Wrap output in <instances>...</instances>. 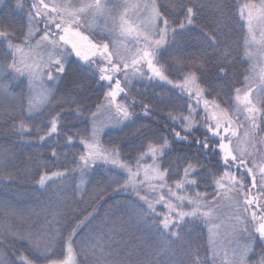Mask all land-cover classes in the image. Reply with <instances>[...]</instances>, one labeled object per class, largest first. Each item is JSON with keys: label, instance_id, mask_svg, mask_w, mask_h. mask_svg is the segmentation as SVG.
<instances>
[{"label": "snow or ice", "instance_id": "obj_1", "mask_svg": "<svg viewBox=\"0 0 264 264\" xmlns=\"http://www.w3.org/2000/svg\"><path fill=\"white\" fill-rule=\"evenodd\" d=\"M16 7H23L21 0H17ZM117 7L121 11L118 15H113V9ZM172 7L178 13L174 20L159 10L156 0H119L111 6L108 0H78V3H73L72 0H32L21 43L14 42L17 38L14 31H9L7 27L0 29V41L6 45L7 53L12 57L11 62L0 63V71H11L17 77L28 78V95L21 101L23 116L13 125V130L18 133L31 132L32 125L26 122L28 118L37 113L41 117L50 114L54 99L53 88L51 85L43 88L37 100L36 85L45 77L53 84L59 82L60 77L65 74L68 58L72 55L98 74L99 81L107 82L108 91L105 93L106 103L103 107L115 109V115L109 120V124L119 126L132 119L134 113L130 110L131 105L117 102V97L124 94L127 98L126 89L133 79L147 76L149 80L172 85L181 95L196 102L195 107L188 104L187 115L169 113V118L174 123H179L185 133L181 135V132L173 129L175 138L180 141L188 140L198 123L197 108L202 104L205 131L203 139L196 138L195 143L197 151L203 150L205 157H218L217 163L223 169L219 176L210 169L207 174L200 172V168L207 169L208 166L194 157H178V161L182 160L184 164L180 175H177L179 162L175 167H162L161 158L171 148L167 137H162L159 142L149 141L133 161L121 159L118 145L110 148L103 146L100 135L107 125L96 122V112L90 114V134L80 133L78 129L63 130L61 123L66 117L61 115L62 112L73 113L75 122L90 111L80 105L69 109L61 108L47 121V127L36 125L37 143L43 144L49 137H54V143L59 144L61 135L69 145L78 140L84 151L79 155L74 171L80 173L81 182L85 170L94 167L97 161L120 169L125 174L122 177L123 183L117 181L113 191H130L139 202L136 204L134 224L150 228L160 238L158 252L174 256L179 251L188 257L187 260H170L169 264H205L199 249L185 239V229L190 230L197 221L208 228L211 252L209 259L213 264H216L217 259L219 264H264V134L257 135L264 133V0H247L243 5H235L240 18L246 21L244 55L254 69L259 66L258 83L261 87L260 91H256L250 84H246L243 90L235 89L236 103L231 112L221 108L215 99L210 101L206 97L207 89L201 86L202 81L197 74L206 70L209 50L221 53L217 58L220 65L218 79H224L229 74L226 65L230 63L231 52L227 44L221 48L217 35L219 29L225 26L224 0H215L213 5L220 21L217 29H200L206 48L195 59L188 61L189 66L183 71L182 79L175 82L168 78L166 69L158 60L160 50L175 42L179 35L184 34V30H191L196 26V17L204 4L201 0H190L187 4L178 2ZM99 18L111 20L112 31L118 29L121 36L133 40L136 47L127 50L126 57L117 60L103 35L100 37L101 42L97 43L84 34L82 29L91 28ZM41 24L43 28L40 27ZM37 33H41L38 39ZM120 73H123L124 86L119 78ZM248 79L246 76L245 80ZM2 91L5 95H11L7 85L2 87ZM72 102L75 103V100ZM132 103H135L134 98ZM100 107L97 106V111ZM143 108L144 115H149V105L143 104ZM241 116L244 122L238 124ZM238 127L245 129L242 137H238ZM233 138H237L235 143ZM257 145L261 147L257 148ZM60 155L53 146L51 156L59 161ZM6 161V154H0V181L12 179L10 173L5 174L3 171ZM66 172L67 169L44 172L37 183L44 188L49 181H62ZM209 181L214 184L212 193L208 191L211 186ZM202 185L204 187L201 190ZM222 201L232 210L227 223L220 220V213L217 211ZM157 205H161L166 211H159ZM67 209L69 205L63 204L54 212L49 228L43 232L28 230L21 233L10 225H5L0 228V235L7 234L27 241L33 255L38 254L40 264H81L79 256L86 259L91 256L92 264H135L118 255L114 257L113 233L110 232L106 238L91 233L88 236L81 235L82 230L90 228L95 219V209L75 223L67 224L66 232L57 227L63 224L65 216H70ZM5 214L16 213L15 210H8ZM78 237L81 240L79 247ZM86 240L95 242L86 244ZM258 242L261 254L254 262L251 257L256 252ZM58 248L63 252L62 259L54 258ZM133 254L128 251L126 255L131 257ZM17 259L19 264H36L23 253ZM156 264L162 262L156 258Z\"/></svg>", "mask_w": 264, "mask_h": 264}, {"label": "trees", "instance_id": "obj_2", "mask_svg": "<svg viewBox=\"0 0 264 264\" xmlns=\"http://www.w3.org/2000/svg\"><path fill=\"white\" fill-rule=\"evenodd\" d=\"M159 10L169 19H175L178 15L172 5L178 2L185 4L190 0H156ZM204 7L200 9L196 17V26L191 30H184L175 42L165 45L160 50L158 60L166 69V75L174 82L182 79L183 71L188 68V61L206 48L201 39L200 29H217L219 18L213 10L215 0H201ZM226 4V16L223 19L224 27L217 32L221 48L227 44L231 55L228 67V76L218 79L217 58L220 51L209 50L208 64L206 70L200 76L202 87H205L206 97L211 101L220 104L221 108L232 111L235 102V89H242L244 79L249 70V62L244 55L245 39L247 37L246 21L239 16V10L235 5H243L247 0H224ZM258 2V0H253ZM22 8L16 7L17 0H3L0 3V29L7 27L9 31L16 34L15 43L22 42V35L27 28V13L30 11L28 5L21 0ZM43 28V25H40ZM105 36L108 35L104 32ZM41 33H37V39ZM6 45L0 41V63L11 62V54L7 53ZM27 80L17 77L11 71H0V154H6L7 161L3 166L5 174H11L12 179L0 181V228L10 225L11 228L21 233L33 230L43 232L49 228V221L53 213L68 204L70 216L64 217L63 224L57 225L63 231H67V224L75 223L93 209L96 210L95 219L90 228L83 229L82 236L103 235L105 238L111 232L115 241L114 257L119 256L135 264H156V258L162 264H169L170 260H187L188 257L177 252L176 255L158 252L161 243L160 238L144 225H135L136 201L134 195L123 190L113 191L115 183H123L125 175L120 169L97 161L94 167L85 170L83 182L78 171H74L79 155L83 154V145L78 140L72 144H66L65 137L60 136L59 144L54 143V137H49L43 144L37 143L36 125L42 128L47 127V121L52 115L59 112L61 108H75L82 106L90 111L78 121L73 122V113L64 111L62 116L66 117L61 123V128L78 129L80 133L90 134L91 112H95L98 105L105 100V93L108 91V84L98 79V74L89 69L76 57L68 58L65 74L60 77L59 82H52L53 101L50 114L28 118L27 123L32 125L31 132L18 133L13 130V125L18 123L23 116L21 101L28 95ZM7 85L11 95H5L2 87ZM211 85V87H209ZM127 98L121 95L120 103L131 105L130 110L134 113L131 120L125 121L122 125L108 128L100 137L104 147L110 148L118 145L121 152V159L133 161L139 155L141 149L146 147L149 141L159 142L162 137H167L171 148L166 150L161 158L162 167L180 164L177 175L182 174L183 161L178 157L196 158L208 166L207 169L200 168V172L207 174L210 169L213 174L219 176L223 169L217 163L218 157L203 155V150L197 151L196 138L203 139L205 112L201 104L197 108L196 119L198 121L193 133L187 141L177 140L173 129L184 131L179 123H174L169 118V113L187 115L188 104L196 106L195 100H189L186 95H181L179 90L171 85L161 82L139 79L133 81L126 89ZM135 103H132V99ZM75 100V103L72 101ZM143 104H148L149 115H144ZM264 127V125H262ZM75 135V131L73 132ZM264 133H257L258 136ZM55 146L61 153L59 161L51 156L52 147ZM150 162V160L148 161ZM67 169L65 178L62 181L52 182L41 188L37 180L44 172L63 171ZM171 182V181H170ZM208 187L213 192L214 184ZM79 185V188L77 187ZM204 185L201 186V190ZM102 197V198H101ZM211 198V197H209ZM159 211H166L161 205H157ZM8 210H15V215H6ZM74 210V211H71ZM107 218V219H105ZM151 219V218H149ZM185 239L190 241L194 248L199 249V254L204 258L205 264H213L209 259L208 228L205 224L197 221L190 230L185 229ZM80 237L77 238V246L80 245ZM94 240H86V244L94 243ZM175 246V245H174ZM261 245L256 244V252L251 257L255 262L261 254ZM134 254L127 257V252ZM23 253L36 264H40L38 254L33 255L27 241L18 240L14 237L0 235V264H19L18 255ZM54 258L62 259L63 252L60 248L56 250ZM81 264H92L93 258L79 256ZM216 264H219L217 261Z\"/></svg>", "mask_w": 264, "mask_h": 264}, {"label": "rangeland", "instance_id": "obj_3", "mask_svg": "<svg viewBox=\"0 0 264 264\" xmlns=\"http://www.w3.org/2000/svg\"><path fill=\"white\" fill-rule=\"evenodd\" d=\"M23 1H25L26 3L30 2L32 4V0H23ZM72 2L73 3H78V0H72ZM118 2H119V0H108L109 6H111L113 3H118ZM31 4H30V6L28 5L29 10H31ZM120 11H121V9L119 7L113 9V15H118V13ZM137 23H138V21H137ZM112 28H113V23H112L111 20H107L106 21L104 18H99L98 20H96L92 24L91 28L85 27L84 29H82V31L84 32L85 35H88L90 39L94 40L97 43L101 42L100 37H101V35H103L105 41L109 43L110 51H112L114 54H116L115 58L117 60H119L121 57H126L128 55V51L127 50L136 47V45H135V43L133 42V40L130 37L121 36V34H120L118 29L115 30V31H112L111 30ZM104 32H107L108 35L105 36ZM72 56H74V55H72ZM247 62H249V70H248V73H247L246 76H248L249 79L247 81L244 79V85H243L241 90L244 89L246 84H250L254 89H256V91H260V87L261 86L258 83V81H259L258 74H259L260 68H259V66H257L254 69L252 63L248 59H247ZM144 70H145V72L147 71L146 66H144ZM23 77L27 80V83H28L27 76H23ZM119 78L121 79L122 86H124L123 73L119 74ZM114 79H115V77H114ZM139 79L149 80L147 78V76H145V77H142V78L133 79L131 81V83L133 81H136V80H139ZM152 81H158V80H152ZM49 85H52V82L48 81L46 77L41 82L37 83V85H36V93H37L36 99L37 100L39 99V93L43 91V88L48 87ZM120 98H121V96L117 97V102H119V103H120ZM105 103L106 102L104 100L101 103V105H100L101 107L99 108V111H97V109L95 110V112L97 113V115L95 117L96 122L98 124H106L107 125L106 127H104L103 132L101 133V135L103 133H105V131L108 128L117 127L114 124H109L108 123L109 120L112 118V116L115 115V109L114 108L109 109V108L103 107V105H105ZM235 103L236 102H234L233 107L235 106ZM243 122H244V118H243V116H241L239 118V120H238V124L239 123H243ZM244 131H245L244 127H238V137H242ZM101 135H100V137H101ZM233 139H234V143H235V140L237 138H233ZM260 147H261V145H257V148H260ZM249 183H250V179H249ZM217 211L220 213V220L225 222V223H227L228 216H229V214L232 211L227 206V203L222 201L221 202V206L217 209ZM218 222H220V221H218ZM221 231H225V229H221ZM217 261H219V260L217 259ZM217 261H216V263H217Z\"/></svg>", "mask_w": 264, "mask_h": 264}]
</instances>
